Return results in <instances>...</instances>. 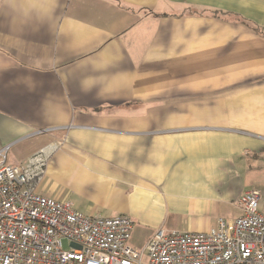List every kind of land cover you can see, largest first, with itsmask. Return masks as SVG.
<instances>
[{"label":"crops","instance_id":"obj_1","mask_svg":"<svg viewBox=\"0 0 264 264\" xmlns=\"http://www.w3.org/2000/svg\"><path fill=\"white\" fill-rule=\"evenodd\" d=\"M6 150H44L38 191L129 216L135 248L240 216L264 170V0H0Z\"/></svg>","mask_w":264,"mask_h":264},{"label":"built area","instance_id":"obj_2","mask_svg":"<svg viewBox=\"0 0 264 264\" xmlns=\"http://www.w3.org/2000/svg\"><path fill=\"white\" fill-rule=\"evenodd\" d=\"M49 159L41 150L11 166L7 150L0 152V264H264V194L257 189L238 199L240 216L220 218L207 232L160 229L134 248L129 216L85 215L38 192Z\"/></svg>","mask_w":264,"mask_h":264},{"label":"rangeland","instance_id":"obj_3","mask_svg":"<svg viewBox=\"0 0 264 264\" xmlns=\"http://www.w3.org/2000/svg\"><path fill=\"white\" fill-rule=\"evenodd\" d=\"M260 166H262V168H264V155H263V159L261 160ZM261 178H262L261 184H260V186L258 185L256 187V189L259 190V191H261L264 194V170H262V176H261ZM41 185H42L41 189L44 188L45 186H47V188L50 189L51 187H53L54 182H51L50 183V179L47 178L46 181L44 182V184L42 183ZM38 192L40 194H42L40 191H38ZM132 236H133V234H132ZM141 237L142 236H140L138 233H135L134 234V237H133V239H132V241L130 243L131 246L134 247V248L135 247H141V245L143 243L142 242L143 240L140 239ZM63 247H64V249L68 250L69 247H70L69 242L68 241H64L63 242Z\"/></svg>","mask_w":264,"mask_h":264}]
</instances>
